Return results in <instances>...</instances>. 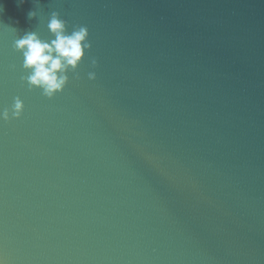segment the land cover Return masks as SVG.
<instances>
[{
  "label": "water",
  "instance_id": "1",
  "mask_svg": "<svg viewBox=\"0 0 264 264\" xmlns=\"http://www.w3.org/2000/svg\"><path fill=\"white\" fill-rule=\"evenodd\" d=\"M0 9L42 36L58 11L91 42L49 99L0 29V107L24 102L0 121L3 264H264V0Z\"/></svg>",
  "mask_w": 264,
  "mask_h": 264
},
{
  "label": "clouds",
  "instance_id": "2",
  "mask_svg": "<svg viewBox=\"0 0 264 264\" xmlns=\"http://www.w3.org/2000/svg\"><path fill=\"white\" fill-rule=\"evenodd\" d=\"M24 2L25 0H17V5ZM35 2L36 0H33V3ZM33 17H37L35 9L27 13L29 20ZM46 28L48 34L42 36L38 30L21 32L0 21V29H9L18 37L14 39L12 47L22 55L19 80L29 91L38 89L43 97L51 99L64 90L69 73H72L75 79L80 78L76 70L86 51L90 50L91 42L88 40L89 32L86 25H72L69 30L67 21L55 10L48 16ZM89 63L94 69L97 59L92 56ZM10 68L15 70L16 65H10ZM87 78L95 80L96 72L88 71ZM23 111V100L20 96H14L10 105L0 107V121L19 119ZM0 264H3V260H0Z\"/></svg>",
  "mask_w": 264,
  "mask_h": 264
}]
</instances>
